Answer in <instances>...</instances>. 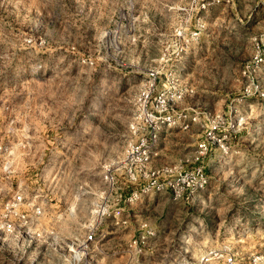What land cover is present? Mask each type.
<instances>
[{
    "label": "rangeland",
    "instance_id": "1",
    "mask_svg": "<svg viewBox=\"0 0 264 264\" xmlns=\"http://www.w3.org/2000/svg\"><path fill=\"white\" fill-rule=\"evenodd\" d=\"M149 123V169L200 166L202 191L126 201L137 186L120 167ZM0 143V199L18 190L40 210L0 234V264L264 251V0H0Z\"/></svg>",
    "mask_w": 264,
    "mask_h": 264
},
{
    "label": "built area",
    "instance_id": "2",
    "mask_svg": "<svg viewBox=\"0 0 264 264\" xmlns=\"http://www.w3.org/2000/svg\"><path fill=\"white\" fill-rule=\"evenodd\" d=\"M177 119L180 120L181 127L185 128V117L182 116L181 119L179 117ZM193 120L194 118H191V121ZM163 121L166 122L167 126L175 123L171 121V117H166ZM160 123L162 124V122ZM148 128L142 136L137 138L134 144L130 145L125 161L120 167L122 175L127 182L137 186L128 194L126 201L131 203L155 193H167L171 200L175 201L183 194L189 196L190 194L202 191L206 186V178L200 166H194L189 170L180 168L171 170L165 168L162 179L159 178L157 173L149 169L150 153L156 143L159 127L155 125L151 126L149 123ZM210 133L209 131L205 138H208ZM197 149L198 154L201 155L206 150L205 143L200 142L197 145ZM10 154L11 151L0 143V166L2 172L6 174L10 172V163L8 161ZM101 174L102 180L112 187L115 183L112 170L104 169ZM106 211L104 206L98 204L96 205L94 214L99 216ZM39 214L40 210L38 206L31 200L26 201L21 192L15 190L8 197L0 199V234L11 233L16 228L28 227L31 219L37 218ZM143 227V230H147L145 232L146 236L153 235L152 231H149L151 230L150 228ZM90 239L91 235H88L83 241ZM143 239L144 235L138 234L135 242H141ZM77 243L79 242L77 241ZM80 245L83 244L80 242ZM67 250L71 253L72 257V242ZM204 258H206L205 262L215 261L220 264H264V251L250 252L242 259L237 258V255L231 252L230 249L213 248Z\"/></svg>",
    "mask_w": 264,
    "mask_h": 264
},
{
    "label": "crops",
    "instance_id": "3",
    "mask_svg": "<svg viewBox=\"0 0 264 264\" xmlns=\"http://www.w3.org/2000/svg\"><path fill=\"white\" fill-rule=\"evenodd\" d=\"M158 136H159V135H158ZM158 136H157V140H156V143H155V145H156V144H157V142H158ZM155 145H154V146H155Z\"/></svg>",
    "mask_w": 264,
    "mask_h": 264
},
{
    "label": "bare ground",
    "instance_id": "4",
    "mask_svg": "<svg viewBox=\"0 0 264 264\" xmlns=\"http://www.w3.org/2000/svg\"><path fill=\"white\" fill-rule=\"evenodd\" d=\"M204 260V259H203Z\"/></svg>",
    "mask_w": 264,
    "mask_h": 264
}]
</instances>
